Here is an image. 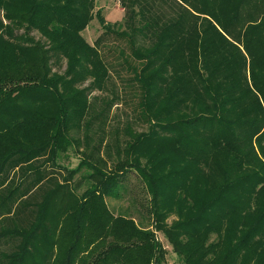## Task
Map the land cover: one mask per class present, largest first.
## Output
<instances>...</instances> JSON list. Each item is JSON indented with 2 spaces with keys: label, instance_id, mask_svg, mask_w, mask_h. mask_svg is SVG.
Here are the masks:
<instances>
[{
  "label": "trees",
  "instance_id": "1",
  "mask_svg": "<svg viewBox=\"0 0 264 264\" xmlns=\"http://www.w3.org/2000/svg\"><path fill=\"white\" fill-rule=\"evenodd\" d=\"M120 2L127 18L111 26L95 0H0V172L12 151L54 159L71 144L69 129L104 118L107 108L94 112L86 99L111 66L82 36L93 16L103 34L128 37L138 66L122 52L115 65L132 73L138 115L149 126L129 136L109 172L92 156L70 170L94 167L98 178L80 198L53 190L27 229L13 221L0 231V241L20 237L14 251L0 248V264L51 262L53 244L54 264H162L154 232L108 206L130 169L144 184L152 225L183 264H264V0ZM62 59L64 72L51 73L50 62ZM32 123L41 144L18 142ZM1 200L0 215L9 213Z\"/></svg>",
  "mask_w": 264,
  "mask_h": 264
},
{
  "label": "rangeland",
  "instance_id": "2",
  "mask_svg": "<svg viewBox=\"0 0 264 264\" xmlns=\"http://www.w3.org/2000/svg\"><path fill=\"white\" fill-rule=\"evenodd\" d=\"M99 8L101 15L111 26L112 23L122 24L127 18L120 0H95L94 11ZM166 15H168L167 12ZM125 25L126 23L122 25V29ZM113 27L114 29L117 28ZM22 31L20 29L18 32ZM125 32L128 33L129 30H125ZM29 35L36 41L46 43L45 38L41 36L38 30H31ZM82 36L90 45L95 42L96 48L107 66L111 65L110 76L105 81L103 88L96 85L92 86L93 90L88 92L86 96L94 112L107 108L102 119L103 122L101 119H95L89 128L69 129L68 136L71 144L66 149L58 151L54 159L49 157L48 154H38L36 151L24 153L12 151L8 155L6 166L0 172V199L7 200L10 212L0 215V231L12 228L14 226L13 221L18 223L21 229H27L35 219L38 203L46 195L51 194L53 190H56V192L59 190L58 195L65 198H80L85 189L91 183L97 182L98 178L93 174L94 167L84 165L74 175L70 173V170L78 167L83 158L92 156L99 158L103 169L109 172L116 164L117 158L124 155V148L130 137L133 138L137 134L148 130V124L141 121L138 115L139 107L137 103L141 91L137 83L128 79L131 78L132 73L126 71L125 66L121 68L119 65H115L117 62H122V58L119 56L122 52L125 56H128L129 62L138 66V62L133 59L134 57L130 53L128 37H118L112 33L103 34V29L95 16H93L85 30L82 31ZM97 38L100 41L96 42ZM136 43L148 44L147 40L142 41L139 36ZM65 66V59H62L59 63L50 62L49 64L51 73L55 72L56 74H62L66 68ZM114 68H117V72L114 71ZM90 80L84 84H88ZM43 105L49 106L50 104L45 102ZM38 126H25L16 134L18 142L36 139L37 142L33 141L32 145H40L42 133L39 136V130H36ZM20 146L24 147L23 145ZM29 148L27 146L24 151L30 150ZM60 183L63 187L58 188ZM122 186L120 198L116 200L107 198L111 211L116 213L127 209L128 211L124 214L131 216L135 223L147 226L149 230L154 232L161 248L165 251L162 264H183L182 260L173 252L171 244L152 225V217H149L146 210L148 195L135 169L126 172L122 179ZM58 199L57 196L55 203L49 210L55 209ZM0 203H2V200ZM175 219V214H171L165 222L170 224ZM53 222L54 219L50 220V224ZM69 228L66 227V230ZM57 233L59 231L56 232L55 230V237H58ZM60 234H64V231L60 230ZM19 243L20 237L9 233L2 237L0 248L7 252L14 251ZM53 248L55 250L54 258L53 260L51 258L52 261H47L45 264H54L53 261L58 257L59 248H56L55 244H53Z\"/></svg>",
  "mask_w": 264,
  "mask_h": 264
}]
</instances>
